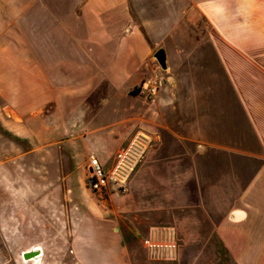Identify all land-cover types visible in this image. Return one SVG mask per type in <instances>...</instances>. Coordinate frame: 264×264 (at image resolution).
<instances>
[{
    "label": "crops",
    "instance_id": "crops-1",
    "mask_svg": "<svg viewBox=\"0 0 264 264\" xmlns=\"http://www.w3.org/2000/svg\"><path fill=\"white\" fill-rule=\"evenodd\" d=\"M230 2L0 0V125L68 147L85 163L87 186L90 156L110 169L135 130L130 109L141 97L128 90L148 72L147 57L161 46L183 51L189 67L180 74L190 84L171 88V160L160 164L177 240L171 264L182 254L181 238L193 256L184 264H264V56L251 40L221 34L257 21L264 30V8L252 3L240 24ZM192 13L211 22L209 54L185 53L192 44L179 33L191 30ZM235 14L236 25L228 21ZM150 109L142 105V115ZM159 152L151 157L159 161ZM144 167L135 178L141 187ZM121 255L119 264H134Z\"/></svg>",
    "mask_w": 264,
    "mask_h": 264
},
{
    "label": "rangeland",
    "instance_id": "rangeland-1",
    "mask_svg": "<svg viewBox=\"0 0 264 264\" xmlns=\"http://www.w3.org/2000/svg\"><path fill=\"white\" fill-rule=\"evenodd\" d=\"M231 1L227 6L237 11L240 24L247 23L241 12L245 13L252 3L257 9L264 8V0ZM229 17L228 21L236 25V14ZM186 21L191 30L182 31L179 38L192 45L185 53H211L206 48V41L214 37L209 31L211 22L195 13ZM258 23L261 21L254 29L242 24L237 30L236 25L231 34L221 32L222 37L249 39L255 45L251 47L255 54L264 56V30ZM161 47L170 54L167 69H162L153 56L147 57L148 72L128 90L139 95L141 101L132 103L129 120L136 127L128 144L117 151L130 153L126 163L132 170L123 185L113 182L112 190H90L85 184V163L72 158L68 147L19 137L0 125V264H31L22 258V253L32 247L41 248V264H119L121 254L134 264H171L170 260L150 261L143 238L151 226H171L169 174L160 164L171 160L166 157L171 149V139L167 137L171 134V88H185L190 82L180 74L181 69L189 67L183 66V51L169 45ZM150 76L162 81L154 96L139 92V84ZM227 84L223 80V86ZM142 105L151 107L143 115ZM31 113L38 117V112ZM15 114L22 118L30 112ZM153 150L160 151L159 161L157 155L155 159L151 157ZM117 160L118 157L108 170L115 167ZM144 165L149 173L141 187L135 178ZM186 242L179 240L182 254L172 264H184L193 257L184 253Z\"/></svg>",
    "mask_w": 264,
    "mask_h": 264
},
{
    "label": "built area",
    "instance_id": "built-area-1",
    "mask_svg": "<svg viewBox=\"0 0 264 264\" xmlns=\"http://www.w3.org/2000/svg\"><path fill=\"white\" fill-rule=\"evenodd\" d=\"M162 81L156 76L145 78L139 84V92L146 96H154ZM129 151L118 154V160L112 170L103 168L98 158L90 156L89 171L87 176L88 187L93 191H101L108 187L111 182H118L123 185L127 180L132 166H128L126 159ZM144 249L150 261L173 260L177 255V240L175 230L167 225H155L149 230L148 236L144 239Z\"/></svg>",
    "mask_w": 264,
    "mask_h": 264
},
{
    "label": "water",
    "instance_id": "water-1",
    "mask_svg": "<svg viewBox=\"0 0 264 264\" xmlns=\"http://www.w3.org/2000/svg\"><path fill=\"white\" fill-rule=\"evenodd\" d=\"M153 58L156 60V62L160 65V67L164 70L167 69V61H166V54L165 50L163 48H158L154 54ZM35 250H27L22 253L23 259H30L36 255H38ZM75 264H79V262H76Z\"/></svg>",
    "mask_w": 264,
    "mask_h": 264
},
{
    "label": "bare ground",
    "instance_id": "bare-ground-1",
    "mask_svg": "<svg viewBox=\"0 0 264 264\" xmlns=\"http://www.w3.org/2000/svg\"><path fill=\"white\" fill-rule=\"evenodd\" d=\"M30 250H35L39 254L30 258V259H26V260H29L31 264H41L42 263V256H43L41 248L40 247H32V248H30Z\"/></svg>",
    "mask_w": 264,
    "mask_h": 264
}]
</instances>
